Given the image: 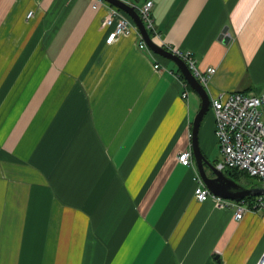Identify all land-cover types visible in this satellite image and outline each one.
<instances>
[{
  "label": "crops",
  "instance_id": "1",
  "mask_svg": "<svg viewBox=\"0 0 264 264\" xmlns=\"http://www.w3.org/2000/svg\"><path fill=\"white\" fill-rule=\"evenodd\" d=\"M123 1H153V40L216 68L210 98L264 88V0ZM113 7L0 0V264H257L264 212L198 202L178 161L200 96L139 29L107 42ZM200 145L212 162L214 116Z\"/></svg>",
  "mask_w": 264,
  "mask_h": 264
},
{
  "label": "built area",
  "instance_id": "2",
  "mask_svg": "<svg viewBox=\"0 0 264 264\" xmlns=\"http://www.w3.org/2000/svg\"><path fill=\"white\" fill-rule=\"evenodd\" d=\"M99 1L103 2V0ZM98 4H95V7ZM152 7L153 1H147L140 15L146 27L154 32L156 38H159V32L155 29L151 16ZM33 16V12L28 14V18ZM114 25V30L107 39L109 44L120 36L133 34L138 29L134 21L123 15L117 7H113L103 22L105 28ZM146 46L145 42L141 43L142 48ZM170 51L186 62L194 76L207 89L216 68H208L206 72H202L196 65L191 52L175 49ZM155 68L159 69L160 65H155ZM187 88L186 82L184 98L189 96ZM210 109L213 110L215 117V134L221 155V160L216 164L217 168L224 172L228 168L244 172L251 178H257L261 187L264 188V88L261 91L247 93L241 91L220 93L211 97ZM178 161L187 167L196 165L192 150L181 153ZM194 193L198 202H206L212 198L219 208H235V219L238 221L250 211L264 212V195L255 196L252 199L245 198L241 201L223 199L213 195L201 178ZM257 264H264V253Z\"/></svg>",
  "mask_w": 264,
  "mask_h": 264
},
{
  "label": "water",
  "instance_id": "3",
  "mask_svg": "<svg viewBox=\"0 0 264 264\" xmlns=\"http://www.w3.org/2000/svg\"><path fill=\"white\" fill-rule=\"evenodd\" d=\"M104 1L109 2L113 6L127 13L137 25L140 34L149 49H151L154 53L173 61L180 69L189 86L200 96L202 105L193 122L192 150L200 178L204 185L212 192L213 195L233 201H241L248 197L264 195V188H247L242 186L235 180L229 178L224 171L219 170L217 166L210 162L204 155L200 145V129L204 118L210 111L211 98L208 90L194 76L193 72L186 64V62L179 56L175 55L173 52L164 48L163 46L157 44L153 40L150 32L148 31V28L146 27L141 15L139 14L135 6L123 0ZM227 32L228 29H225L224 33L221 36L225 41H228L229 39V37L226 36ZM207 168L212 171L214 176H210L207 173Z\"/></svg>",
  "mask_w": 264,
  "mask_h": 264
},
{
  "label": "rangeland",
  "instance_id": "4",
  "mask_svg": "<svg viewBox=\"0 0 264 264\" xmlns=\"http://www.w3.org/2000/svg\"><path fill=\"white\" fill-rule=\"evenodd\" d=\"M210 116H214V113H213V110L210 109V111L208 112V114L206 115L205 117V120L207 118H209ZM211 160H212V163L214 164H217L220 160H221V155H220V152H219V148H216L213 152V155L211 157ZM234 169H226L225 170V173L226 175L231 178V174L233 173ZM207 173L210 175V176H214L212 171L208 168L207 169ZM244 172H242V174L237 177V178H231L233 180H235L237 183L241 184L242 186L244 187H247V188H251L253 185H256L258 186L259 185V181L257 178H251V177H246L243 175Z\"/></svg>",
  "mask_w": 264,
  "mask_h": 264
},
{
  "label": "trees",
  "instance_id": "5",
  "mask_svg": "<svg viewBox=\"0 0 264 264\" xmlns=\"http://www.w3.org/2000/svg\"><path fill=\"white\" fill-rule=\"evenodd\" d=\"M242 174V172H239L237 170H234L233 173L231 174V178H237ZM244 176L249 177L247 174L243 173ZM253 197H248V199H252Z\"/></svg>",
  "mask_w": 264,
  "mask_h": 264
}]
</instances>
